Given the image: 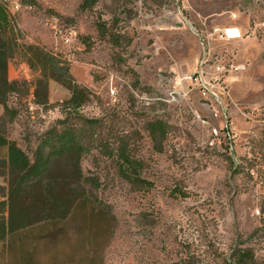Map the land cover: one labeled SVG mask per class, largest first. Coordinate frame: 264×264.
Instances as JSON below:
<instances>
[{"label":"rangeland","instance_id":"374dc122","mask_svg":"<svg viewBox=\"0 0 264 264\" xmlns=\"http://www.w3.org/2000/svg\"><path fill=\"white\" fill-rule=\"evenodd\" d=\"M83 3L10 0L25 42L59 54L90 91L78 115L100 120L105 139L125 137L154 184L131 186L97 151L83 157V174L99 180L94 193L115 219L102 264H231L242 250L264 264V0ZM51 15L74 30L72 44L52 34ZM226 28L235 34H214ZM20 65L10 63L20 87L9 110L0 107V135L31 156L65 119L70 95L49 82L47 104H36L38 74ZM199 75L213 93L190 82ZM156 120L169 127L161 152L146 131ZM177 189L188 197L173 198ZM5 191L0 177V200Z\"/></svg>","mask_w":264,"mask_h":264},{"label":"trees","instance_id":"16d2710c","mask_svg":"<svg viewBox=\"0 0 264 264\" xmlns=\"http://www.w3.org/2000/svg\"><path fill=\"white\" fill-rule=\"evenodd\" d=\"M96 2L84 0L81 9ZM8 6V1L0 0V107L7 112L9 96L19 91L20 83L8 78L14 59L38 74L36 104H47L49 82L70 96L64 103L65 119L41 135L31 156L0 135V177L6 185L0 200V264H102L115 219L94 193L99 180L83 174V157L97 151L131 186L150 191L154 184L142 177L145 163L133 155L125 137L105 139L100 120L78 115L90 102V91L76 83L69 63L59 54L25 42ZM98 31L104 37L108 34L104 25ZM168 130L162 121L148 123L146 131L157 152L162 151ZM171 196L185 199L188 194L177 189ZM233 258L231 264H257L250 250Z\"/></svg>","mask_w":264,"mask_h":264},{"label":"built area","instance_id":"2783aa9c","mask_svg":"<svg viewBox=\"0 0 264 264\" xmlns=\"http://www.w3.org/2000/svg\"><path fill=\"white\" fill-rule=\"evenodd\" d=\"M6 1L9 2L8 10L13 15L12 7L10 5V0H6ZM48 25L52 34L57 39H59L64 45H70L75 41L74 30L62 17L58 15H51L48 18ZM214 34L218 35L222 39H228L229 37H232L235 34V29L233 28L216 29L214 31ZM19 69L22 71L27 70V66L25 64H21ZM190 82L199 86V88L203 91L204 94L214 92V90H212L213 87L210 85V81H206L205 79L202 78L201 75L192 76L190 78ZM256 214L259 215V211H256Z\"/></svg>","mask_w":264,"mask_h":264},{"label":"crops","instance_id":"0c3cea01","mask_svg":"<svg viewBox=\"0 0 264 264\" xmlns=\"http://www.w3.org/2000/svg\"><path fill=\"white\" fill-rule=\"evenodd\" d=\"M11 69H12V68H11V66L9 65V66H8V78H9L10 81H11V78H10Z\"/></svg>","mask_w":264,"mask_h":264}]
</instances>
